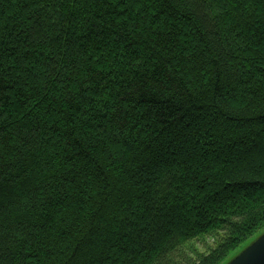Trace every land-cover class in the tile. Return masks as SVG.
<instances>
[{"label": "trees", "instance_id": "16d2710c", "mask_svg": "<svg viewBox=\"0 0 264 264\" xmlns=\"http://www.w3.org/2000/svg\"><path fill=\"white\" fill-rule=\"evenodd\" d=\"M264 234V0H0V264H229Z\"/></svg>", "mask_w": 264, "mask_h": 264}, {"label": "water", "instance_id": "95a60500", "mask_svg": "<svg viewBox=\"0 0 264 264\" xmlns=\"http://www.w3.org/2000/svg\"><path fill=\"white\" fill-rule=\"evenodd\" d=\"M229 264H264V234L243 250Z\"/></svg>", "mask_w": 264, "mask_h": 264}]
</instances>
